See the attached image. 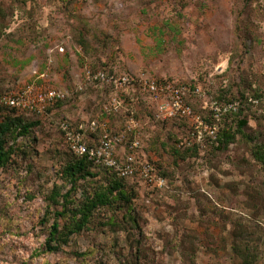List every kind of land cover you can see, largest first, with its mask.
I'll use <instances>...</instances> for the list:
<instances>
[{"label":"rangeland","instance_id":"1","mask_svg":"<svg viewBox=\"0 0 264 264\" xmlns=\"http://www.w3.org/2000/svg\"><path fill=\"white\" fill-rule=\"evenodd\" d=\"M87 71L200 88L205 97H188L200 117L212 101L241 99V113L218 128L234 139L218 148L206 134L197 142L190 119H160L147 93ZM28 85L65 95L39 113L0 109V123L31 124L5 137L0 264H264V161L255 154L264 155V0H0V91ZM114 95L120 109L106 114ZM96 118L112 132L132 118L119 149L138 140L133 154L166 183L117 179L128 201L98 207L59 252L45 251L47 196L54 185L70 187L61 169L74 157L59 124ZM88 169L94 176L76 181L72 200L116 180Z\"/></svg>","mask_w":264,"mask_h":264},{"label":"built area","instance_id":"2","mask_svg":"<svg viewBox=\"0 0 264 264\" xmlns=\"http://www.w3.org/2000/svg\"><path fill=\"white\" fill-rule=\"evenodd\" d=\"M87 77L95 81H104L114 87L125 86L127 88H137L141 92L149 95L155 104V115L160 119L186 118L192 122L190 135L199 142L204 134L215 138L218 126L223 116L235 112L238 109V102L218 103L212 101L209 108V118L207 122L202 117L195 115L190 105L186 102L188 94L205 97V92L200 88L187 87L173 81L155 80L154 78L139 75L129 77L126 75H108L106 72L98 71L91 74L87 71ZM64 92L59 89H40L33 85H28L18 92H0V107H8L30 112H42L45 106L55 100L63 99ZM256 102V100H253ZM121 99L114 95L103 106L106 114L116 113L120 109ZM135 125L132 118L122 131L112 132L105 122H100L97 118L91 119L87 124H79L72 128L67 122H60L59 129L65 138L68 147L78 155H84L95 165L112 169L119 177H136L137 180L146 183L151 188H162L165 185V178L159 175L155 167L147 161L139 160L133 153L139 147L135 138L128 144V150H121L125 146V134L131 131ZM99 130V138L95 145H89L84 139V132L92 133ZM89 140H93L89 137ZM122 151V152H121ZM131 151V152H130Z\"/></svg>","mask_w":264,"mask_h":264},{"label":"trees","instance_id":"3","mask_svg":"<svg viewBox=\"0 0 264 264\" xmlns=\"http://www.w3.org/2000/svg\"><path fill=\"white\" fill-rule=\"evenodd\" d=\"M110 85L114 87L112 84ZM191 95L192 94H188L186 97V102L188 105H190L188 97ZM262 97H263V93H262ZM231 101H235V100H227L222 102L221 104L228 103ZM237 102H238L237 111L231 112L229 114L236 115L241 113L243 107V101L239 99L237 100ZM0 109H6L17 112H30L26 110H16L8 107H0ZM202 117L207 122H211L209 118V112L205 115H202ZM174 119L178 120L185 118L180 117V118H173V120ZM62 122L69 123L72 128H76L79 125L78 123L77 124L70 123L67 120H63ZM244 123L245 121L240 120L239 125L242 126L244 125ZM30 126L31 124H26V123L24 124L21 121V119L17 117L13 119H8V121H4L0 123V168L4 167L8 163V160L10 159L12 153V148L10 146H6L5 143L6 142L5 137L8 134V132L15 129H19L18 135L26 134L29 131ZM87 133H88L87 131L84 132L85 141L88 142L89 145H95L98 139L94 138L93 140H89L88 135L93 133L99 134V130L96 129L94 132L90 134ZM62 138L64 140V143L68 151L74 157L73 159H70L61 169V176L65 179L66 182L70 184V187L65 192H62L63 188L61 185H54L47 196L48 206H47V210L45 211L43 219L46 220L48 218L52 219L51 224L49 225L48 228V234L46 240L44 242V249L45 251L48 252H59L62 249V246L68 243L72 235L86 229L90 221V217L98 207L108 206L112 204L114 200H116L117 198L128 201V198L126 197L125 192L123 191L120 181L117 180V179H124L125 177H118L116 176L115 172L112 169L97 166L92 161L88 160L86 156L78 155L74 153L68 147V144L65 138L63 137V135ZM210 139H211L210 140L211 143L216 148H218L220 146L226 145L229 142H232V140L234 139V134H232V132L228 128L222 126L220 129H218L216 137ZM255 154L258 155L259 161L262 163L264 161L263 159L264 155L259 154V152H256ZM89 166H95L97 168H102L110 172L112 176L116 178V180L112 179L102 187L95 189L93 192L81 194L78 200H72L70 195L75 188L76 181H78L79 179H85L87 177L94 176V174L90 172V170L88 169ZM52 205L59 208L50 211L48 207ZM125 219L130 222L132 218L128 214L125 216ZM62 220H64L65 222H61Z\"/></svg>","mask_w":264,"mask_h":264}]
</instances>
